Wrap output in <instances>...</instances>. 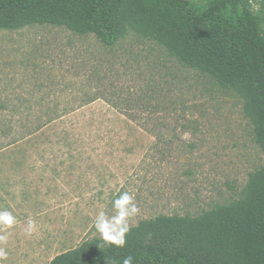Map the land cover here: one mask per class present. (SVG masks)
<instances>
[{
	"label": "rangeland",
	"instance_id": "1",
	"mask_svg": "<svg viewBox=\"0 0 264 264\" xmlns=\"http://www.w3.org/2000/svg\"><path fill=\"white\" fill-rule=\"evenodd\" d=\"M248 104L131 30L107 46L66 27L0 29L1 120L18 136L0 137V212L15 217L0 264H51L102 238L101 212L119 231L239 199L264 165ZM125 192L138 211L116 224Z\"/></svg>",
	"mask_w": 264,
	"mask_h": 264
},
{
	"label": "trees",
	"instance_id": "2",
	"mask_svg": "<svg viewBox=\"0 0 264 264\" xmlns=\"http://www.w3.org/2000/svg\"><path fill=\"white\" fill-rule=\"evenodd\" d=\"M37 24L93 32L107 46L129 30L152 39L183 66L247 96L264 154V17L253 0H0V29ZM2 117L0 111V137L14 144L15 120ZM128 229L124 247L92 238L51 264H123L128 256L133 264H264V165L229 204L196 216L160 215Z\"/></svg>",
	"mask_w": 264,
	"mask_h": 264
},
{
	"label": "clouds",
	"instance_id": "3",
	"mask_svg": "<svg viewBox=\"0 0 264 264\" xmlns=\"http://www.w3.org/2000/svg\"><path fill=\"white\" fill-rule=\"evenodd\" d=\"M114 208L117 210V217H114L116 224H121L126 218L135 214L138 209L133 203V198L128 193H123L113 202ZM105 213L101 212L96 219L95 227L102 234L105 241L117 247H124L126 244L125 234L129 231L127 225L121 227L119 231L115 227L110 226V221L103 219ZM15 223V217L8 211L0 212V224L10 228ZM33 224L29 221V230L31 231ZM7 236H0V242H6ZM7 253L0 247V258H5ZM123 264H133V257L128 256L123 260Z\"/></svg>",
	"mask_w": 264,
	"mask_h": 264
}]
</instances>
